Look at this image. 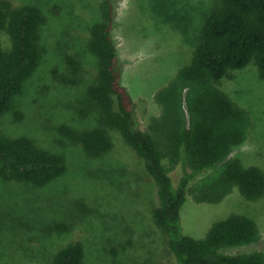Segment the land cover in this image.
<instances>
[{
  "label": "rangeland",
  "instance_id": "rangeland-1",
  "mask_svg": "<svg viewBox=\"0 0 264 264\" xmlns=\"http://www.w3.org/2000/svg\"><path fill=\"white\" fill-rule=\"evenodd\" d=\"M9 1L13 6H37L45 21L39 29L38 64L9 109L0 114V130L11 137L26 135L37 145L61 153L66 170L43 185L0 177V264H48L59 248L74 241L83 244L88 264H178L152 219L158 205L156 186L119 132L109 130L111 149L90 157L78 141L59 131L61 125L80 131L100 123L98 110L82 101L97 74V58L89 41L92 24L101 19V0ZM113 3L111 33L121 83L134 102L135 126L144 130L150 116L160 112L154 92L188 61L206 17L221 0ZM67 55L79 61L77 75L69 68ZM219 85L250 116L248 136L229 158L264 169V79L250 63L230 70ZM223 166L218 163L198 181L213 180ZM170 175L176 185L180 166ZM229 213L252 218L261 237L256 243L225 251L264 255V195L247 201L236 186L218 203L196 202L188 195L181 225L185 234L202 237L215 220Z\"/></svg>",
  "mask_w": 264,
  "mask_h": 264
},
{
  "label": "trees",
  "instance_id": "trees-1",
  "mask_svg": "<svg viewBox=\"0 0 264 264\" xmlns=\"http://www.w3.org/2000/svg\"><path fill=\"white\" fill-rule=\"evenodd\" d=\"M99 10L101 19L92 24L89 41L97 58V74L82 103L98 110L100 123L80 131L61 125L59 131L78 141L90 157L111 149L109 130L119 132L142 159L148 178L156 186L158 205L152 210V219L163 231L178 264H263L261 251H225L260 239L252 218L229 213L215 220L204 236L192 237L183 231L181 209L188 195L196 202L218 203L235 186L247 201L264 195V169L229 158L233 148L246 140L250 116L219 85L230 70L250 63L264 79V0H221L210 11L188 61L154 92L160 112L150 116L144 130L135 126L134 102L121 83L111 33L113 0H101ZM44 21L45 15L35 5L13 6L9 0L0 1V114L9 109L12 98L38 64L42 51L39 29ZM66 60L77 75L79 61L71 55ZM218 163L224 166L217 177L198 181L197 177ZM177 166L181 175L174 185L170 171ZM65 170L61 153L37 145L26 135L11 137L0 130L2 179L43 185ZM48 264H88L83 244L67 243Z\"/></svg>",
  "mask_w": 264,
  "mask_h": 264
}]
</instances>
